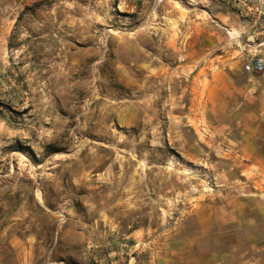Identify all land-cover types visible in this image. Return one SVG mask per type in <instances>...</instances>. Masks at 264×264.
Instances as JSON below:
<instances>
[{
	"label": "rangeland",
	"instance_id": "1",
	"mask_svg": "<svg viewBox=\"0 0 264 264\" xmlns=\"http://www.w3.org/2000/svg\"><path fill=\"white\" fill-rule=\"evenodd\" d=\"M81 1L96 20L76 35L75 0H0V224L17 223L18 264L264 257V104L237 88L259 96L264 72L235 86L217 72L243 64L242 17L157 0L165 68L128 72L143 0Z\"/></svg>",
	"mask_w": 264,
	"mask_h": 264
},
{
	"label": "crops",
	"instance_id": "2",
	"mask_svg": "<svg viewBox=\"0 0 264 264\" xmlns=\"http://www.w3.org/2000/svg\"><path fill=\"white\" fill-rule=\"evenodd\" d=\"M151 1H153V6L151 7ZM157 0H143L142 6L140 8V14L138 16V28L132 31H128V38H126L129 42H126L124 46L127 44L128 48H130L131 51L137 53V60H134L131 58L130 60L123 63L124 70L130 72V71H141V72H161L165 67L161 64V53L160 50L162 48L163 44V32L159 27L157 26L158 20H156V13L159 8V3L156 2ZM160 1V0H158ZM76 2V8L77 11L74 12V20L76 23L75 26V32L77 35V24L84 22V23H92L90 19L91 15L89 14H80L81 11V3L83 1L81 0H75ZM129 2V1H128ZM91 5H94V7L98 6L97 2H94L91 4V2H84V8H89ZM127 7H130V3H128ZM153 8V13H151L150 10ZM148 13V14H147ZM153 24L154 27L151 29L149 25ZM148 25V26H146ZM54 36V35H53ZM58 36H61L60 34ZM167 36V35H166ZM169 36V35H168ZM48 39H53L52 35L48 37ZM177 41L180 40V38L176 39ZM66 41L63 42L62 46L60 47L59 44H57V53L61 56L66 55ZM55 48V47H54ZM71 57H77V50L72 52L70 54ZM189 54H186L188 56ZM218 56H222L221 54ZM75 59V58H74ZM178 66H184V70L187 69L189 66L193 65V61H188L186 63H179ZM121 66V65H118ZM134 66V67H133ZM217 72L220 74V77H223L227 82H229L231 85H237L239 79L247 78L252 79V77L255 75L256 72H249L244 69L243 64H233V65H226L224 62L220 65L218 64ZM208 68V72H210V67H212L211 64L203 65L200 69V72H203L205 68ZM77 74V73H76ZM241 75V77L239 76ZM228 86V85H227ZM248 87V86H247ZM245 85L238 86L237 88L240 93H243L247 95L248 103H254L257 102V100L264 104V91L260 93V99H258V95H254V92H256L260 85L253 84L247 88ZM247 88V90H246ZM264 88V87H263ZM238 97V96H237ZM240 97V96H239ZM246 97V98H247ZM260 204H258L259 206ZM262 213H264V208L259 209ZM4 241V242H3ZM19 237L17 234V223H9L8 226H2L0 224V264H18V247H19ZM8 249L10 251H13L14 256L10 258L3 256L2 250ZM222 264V262H221ZM223 264H264V257H249L244 256L241 258V261L234 260L232 263L229 259L228 261H224Z\"/></svg>",
	"mask_w": 264,
	"mask_h": 264
},
{
	"label": "built area",
	"instance_id": "3",
	"mask_svg": "<svg viewBox=\"0 0 264 264\" xmlns=\"http://www.w3.org/2000/svg\"><path fill=\"white\" fill-rule=\"evenodd\" d=\"M243 19L244 30H229L236 40L238 55L249 72H264V0H222ZM246 35V39L243 35Z\"/></svg>",
	"mask_w": 264,
	"mask_h": 264
},
{
	"label": "bare ground",
	"instance_id": "4",
	"mask_svg": "<svg viewBox=\"0 0 264 264\" xmlns=\"http://www.w3.org/2000/svg\"><path fill=\"white\" fill-rule=\"evenodd\" d=\"M60 55V54H59ZM50 134V133H49Z\"/></svg>",
	"mask_w": 264,
	"mask_h": 264
}]
</instances>
